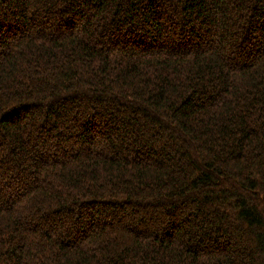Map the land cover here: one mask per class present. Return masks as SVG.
Wrapping results in <instances>:
<instances>
[{"label":"trees","instance_id":"16d2710c","mask_svg":"<svg viewBox=\"0 0 264 264\" xmlns=\"http://www.w3.org/2000/svg\"><path fill=\"white\" fill-rule=\"evenodd\" d=\"M0 264H264V0H0Z\"/></svg>","mask_w":264,"mask_h":264}]
</instances>
